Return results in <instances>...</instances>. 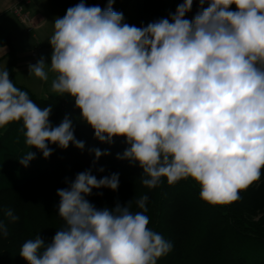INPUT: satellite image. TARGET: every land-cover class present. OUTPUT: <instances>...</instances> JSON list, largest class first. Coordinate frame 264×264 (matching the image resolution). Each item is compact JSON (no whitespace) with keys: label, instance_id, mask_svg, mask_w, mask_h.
<instances>
[{"label":"clouds","instance_id":"1","mask_svg":"<svg viewBox=\"0 0 264 264\" xmlns=\"http://www.w3.org/2000/svg\"><path fill=\"white\" fill-rule=\"evenodd\" d=\"M185 19L193 0H183L169 19L136 27L123 22L113 0L103 9L80 3L54 21L50 64L41 57L29 74L68 95L94 138L129 145L118 159L137 163L149 189L191 179L209 205L241 199L264 169V0H199L202 7ZM235 4L236 11L229 10ZM52 107L41 109L0 68V134L22 122L25 143L48 158L49 143L66 149L74 137L65 116L53 127ZM47 142V143H46ZM95 160L107 152L91 150ZM35 158L28 151L19 163ZM94 160V163H95ZM103 171V168L99 169ZM118 174L97 179L90 170L59 189L58 215L64 222L50 243L38 235L23 243L27 264H157L172 243L148 227L147 196L112 209L85 199L92 189L116 191ZM10 222L18 217L11 209ZM8 235L0 221V236Z\"/></svg>","mask_w":264,"mask_h":264},{"label":"trees","instance_id":"2","mask_svg":"<svg viewBox=\"0 0 264 264\" xmlns=\"http://www.w3.org/2000/svg\"><path fill=\"white\" fill-rule=\"evenodd\" d=\"M131 16L125 22L136 27L169 19L183 0H130ZM193 0L185 19L192 20L203 8ZM229 10L236 11L235 4ZM116 11V10H114ZM171 22V20H170ZM5 41V40H3ZM9 79L41 109L51 106L49 122L58 126L67 116L72 121L74 137L84 142L83 150L72 143L61 149L49 143L48 158L35 147L25 143L22 122H12L0 134V221L7 226L8 235L0 236V264H27L19 255L24 242L37 235L50 243L56 232L64 227L58 215L59 189H67L77 174L89 171L99 180L118 174L116 191L108 188L92 189L85 199L97 209H112L130 201V210L142 211L137 200L147 196L145 215L153 231L173 245L171 252L157 260V264H264V169L260 179L240 193L241 199L230 205H209L199 197V187L191 180L168 185L166 179L153 189L142 184V169L137 163L118 159L129 145L124 137H113L112 143L94 138L93 129L81 118L74 100L52 91L36 96L14 77L18 63L17 52L11 46L6 53ZM47 143V142H46ZM107 152L95 160L91 150ZM28 151L35 158L27 167L18 159ZM95 160V163H94ZM103 168V171L99 169ZM11 209L18 219L13 223L4 215Z\"/></svg>","mask_w":264,"mask_h":264},{"label":"crops","instance_id":"3","mask_svg":"<svg viewBox=\"0 0 264 264\" xmlns=\"http://www.w3.org/2000/svg\"><path fill=\"white\" fill-rule=\"evenodd\" d=\"M20 0H0V68L6 67V53L9 46L17 52L18 63L14 77L20 84L28 87L36 96L44 97L51 91L53 73L48 82H42L29 74V65L43 57L50 64L52 48L49 40L54 34V21L63 18L66 10L80 3L79 0H29L25 9L35 18L36 27L29 32L9 11L10 5ZM5 40V41H3ZM36 56L32 57L31 52Z\"/></svg>","mask_w":264,"mask_h":264},{"label":"built area","instance_id":"4","mask_svg":"<svg viewBox=\"0 0 264 264\" xmlns=\"http://www.w3.org/2000/svg\"><path fill=\"white\" fill-rule=\"evenodd\" d=\"M29 0H20L13 3L9 7V11L14 14L19 22L25 27L29 32L33 31L36 27L35 18L25 9V5L28 4ZM81 2V0H79ZM86 6H99L101 9L107 6L108 0H83ZM31 56L35 57L36 52L32 51Z\"/></svg>","mask_w":264,"mask_h":264},{"label":"rangeland","instance_id":"5","mask_svg":"<svg viewBox=\"0 0 264 264\" xmlns=\"http://www.w3.org/2000/svg\"><path fill=\"white\" fill-rule=\"evenodd\" d=\"M113 10L123 14V22L125 23L131 16V1L130 0H113Z\"/></svg>","mask_w":264,"mask_h":264}]
</instances>
